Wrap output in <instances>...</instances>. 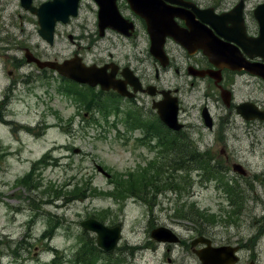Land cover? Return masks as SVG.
Instances as JSON below:
<instances>
[{
    "label": "rangeland",
    "instance_id": "rangeland-1",
    "mask_svg": "<svg viewBox=\"0 0 264 264\" xmlns=\"http://www.w3.org/2000/svg\"><path fill=\"white\" fill-rule=\"evenodd\" d=\"M249 1L253 5L258 0ZM82 27L75 20L66 33L78 38L84 34ZM56 38L58 61L77 50L65 35ZM77 42L87 64L108 59L109 51L99 53V49L124 43L116 38L99 41L91 54L85 48L86 39ZM138 45L144 48L143 38ZM126 53L112 52L119 59ZM136 56L143 61L145 49ZM7 70L11 68L0 67V100L10 82ZM160 79L164 88H181L179 122L188 125L182 132L187 143L226 171L209 180L187 158L178 168L175 152L165 151L157 138L141 142L140 129L129 128L124 119L107 115L102 108L94 111L95 121L83 122L75 101L86 100L89 92L77 89V96L62 94L58 78L39 76L28 84L17 81V88L7 95V110L0 112V264H90L82 260L91 264H201L189 245L199 234L198 219L181 217L193 205L208 215L200 228L215 246L237 242L243 246L256 231L264 232V222H257L264 218V123L248 124L232 115L230 123L219 122L210 132L199 112L203 93L213 95L210 83L191 87L187 77L176 76L172 69ZM142 103L144 124L155 126L151 103L147 98ZM207 104L219 121L225 116L220 103L209 99ZM232 163L241 164L247 177L233 173ZM97 167L110 178L99 174ZM157 168L161 169L159 183L166 181L172 187L164 182L159 191L148 187L138 194L140 189L129 183L130 175L153 176L159 173ZM116 182L134 189V194L116 190ZM90 186L86 198L71 195L74 189ZM223 186L234 190L233 196L222 191ZM92 217L107 227H121L114 250L101 251L96 234L80 227V221ZM162 226L174 230L182 242L153 241L151 229ZM242 249L238 264H247L250 257L264 264V239L255 253Z\"/></svg>",
    "mask_w": 264,
    "mask_h": 264
},
{
    "label": "flooded vegetation",
    "instance_id": "flooded-vegetation-1",
    "mask_svg": "<svg viewBox=\"0 0 264 264\" xmlns=\"http://www.w3.org/2000/svg\"><path fill=\"white\" fill-rule=\"evenodd\" d=\"M67 1L0 0V67L3 69L5 67L11 68V70L6 71L10 77V82L1 95L0 112L7 110L9 100L7 95L17 88V81L28 84L39 76H44L46 79L58 78L56 72L52 70L37 68L32 59L49 62L58 61V55L54 49L56 37L65 35L71 45H77V50L62 60L72 58L76 54L82 61H85L81 48L77 44L78 40L86 39L88 45L85 48L91 54L95 53L92 48L96 47L99 41L116 38L118 41L124 42L119 47L110 44V47L106 49H99L97 51L99 53L109 51L108 59H97L91 63L106 70L105 74L108 76L115 72L113 79L124 86L125 95L112 89L101 91L99 87L95 88L93 92L96 94L95 97L100 96L101 101H103L102 104L106 106L104 112L110 113L117 119L122 120L140 113L145 109L144 103H142L144 98L153 104V102L160 101L163 96L162 92H165L166 96L177 98L178 119L180 120L182 114V103L179 99L181 88L177 86L164 88L160 84V76L172 69L176 76L187 77L191 87L202 81L210 83L213 95L210 96L207 92L203 93V102L199 106L200 120L201 111L206 108L214 123L213 129L209 130L210 132H214L215 126L219 122L230 123L232 115L240 117L243 122L248 124L253 121H261L254 119L246 122L242 118L243 115L238 112L243 111L249 115V109L264 111V76H258L246 69L248 65L264 71L263 28H260V19L254 15L256 9L264 5V0H258L253 5L250 4L249 0H178L176 3L165 2V6L169 10L176 11L178 14L172 18L174 28L177 26L181 31L188 32L190 29L183 18H191L194 22L196 21L190 23L195 29H198L196 25H201L207 34V39H205L204 36L195 31L192 38L196 45H204L210 39L214 45L224 46L227 49L226 53H228L226 63L230 65L224 66L222 62L211 63L201 48H197L188 54L181 44L176 43L172 37L166 36L163 40V51L168 62L165 67L158 59L150 55V37L147 34L146 22L132 10L129 0H77L76 17L66 23L61 20H54L52 14L63 11V8L68 4ZM204 10H206L205 13ZM172 14L174 15V13ZM200 14L202 15L200 16ZM39 15H51L50 19L53 21L54 29L53 42L50 44L39 35ZM216 16H222V19L220 20ZM164 17L167 15L165 14ZM75 20H80L83 25L82 29H85L84 34L78 38L66 33V29L70 28L71 23ZM213 26H219L222 37L217 34ZM70 37L72 41H70ZM142 38L145 45L142 48L145 49L143 61L136 56L143 51L138 45ZM113 51L128 53L119 59L112 54ZM141 65L144 67L141 68ZM199 72L205 74L200 77ZM151 92L155 94L153 97L150 95ZM223 94L224 97L229 95V101L226 103ZM209 99L220 103L221 108L219 110L225 112V116L220 121L218 116L211 112L207 104ZM85 106L87 110L81 112L79 117L83 122H88L94 118V111H99L94 105H91V102ZM201 123L204 124L202 120ZM183 125L188 127L187 124ZM221 152L227 161L225 149ZM257 222L259 224L264 222V218L257 220ZM262 239H264V232L258 230L250 238L244 240L245 245H237L239 249L245 247L250 252L253 250L255 253ZM249 260L254 264L257 262L256 258L251 259L250 257Z\"/></svg>",
    "mask_w": 264,
    "mask_h": 264
},
{
    "label": "water",
    "instance_id": "water-1",
    "mask_svg": "<svg viewBox=\"0 0 264 264\" xmlns=\"http://www.w3.org/2000/svg\"><path fill=\"white\" fill-rule=\"evenodd\" d=\"M131 3V8L136 11V13L144 19L147 26V34L150 37V53L153 57H156L160 61H164L163 65L166 66V56L163 53V40L166 36H170L174 39V41L182 45V47L188 52V54L195 51L197 48H201L203 50V54H205L211 63L222 62L224 66H230L226 63L228 58L227 49L221 45H214L210 42V39L207 40L204 45H196L195 40L192 36L197 31L201 36H204L207 39V34L205 28L201 25H196L198 29L190 23L194 22L191 18H183L186 20V25L189 27V31H181L177 28H174L172 21L173 16L178 15L176 11L169 10L168 7L165 6V2L162 0H129ZM170 3H176L178 0H166ZM67 6L63 8V11H60L58 14H52L54 16V20H62L67 22L68 16L76 15L75 7L77 5V0H68ZM144 5V6H143ZM146 6V7H145ZM61 9V8H60ZM59 9V10H60ZM151 10V11H150ZM174 13V15L172 14ZM165 14L167 17H164ZM171 15V16H170ZM255 17H258L260 22V28L262 29V36H264V5L263 7L257 8L255 13ZM261 15V16H260ZM45 16H48L47 18ZM201 16V14H200ZM51 15H39V25L40 30L39 34L42 38L47 40L49 43L52 40V32H53V21L50 19ZM218 19H222V17H217ZM191 19V20H190ZM220 19V20H221ZM262 19V20H261ZM205 22H209L207 20H203ZM196 22V21H195ZM194 22V23H195ZM198 24V23H197ZM214 30L221 36L222 32L219 31V26H213ZM209 35V34H208ZM213 36V35H212ZM222 37V36H221ZM212 39V38H211ZM216 44V43H215ZM196 45V46H195ZM196 47V48H195ZM37 66L40 68L47 67L49 69H53L58 72L62 77H66L73 82H77L80 84H88L90 87L100 86L102 90L114 89L118 93H122V85L118 84L116 81L112 79L113 74L109 76L105 75L104 70L95 66H86L84 65L78 57H73V59L65 60L62 63H57L54 61L50 62H41L35 61ZM223 66V67H224ZM246 69L250 70L253 74L264 76V71L254 69L253 67H249L247 65ZM205 73L199 72L198 75L201 77ZM154 93L152 92L151 95ZM224 97V94H223ZM226 98L224 102H228L229 95L224 97ZM154 110H156V114H158L161 122L166 125L168 128L174 131H180L183 128V125L178 124L177 122V102L175 98H167L164 95L162 101L157 102L152 106ZM242 115H244L245 120L249 119H264V113H259L258 111H252L249 115H246L243 111H240ZM203 118L204 123L206 124L208 129H212L213 123L206 112L203 109ZM78 151V150H77ZM76 151V153H77ZM232 169L234 172H237L239 175H245V171L241 166L233 164ZM97 171L100 174H103L107 178H109V174H106L102 167H97ZM80 226L88 232L96 233V244L103 251H111L116 247V241L120 236V227L115 226L113 228H108L107 226L101 224L99 221L95 219H87L83 220L80 223ZM150 236L153 240L158 243H179L180 240L177 236L169 229L165 227H159L152 229ZM204 245L202 248L195 250L194 248L198 245ZM191 251L196 255L197 259L201 264H235L238 262V258L235 253L238 251V247H229V246H220V248H214L211 246V242L208 239H204L203 237H197L191 242Z\"/></svg>",
    "mask_w": 264,
    "mask_h": 264
},
{
    "label": "trees",
    "instance_id": "trees-1",
    "mask_svg": "<svg viewBox=\"0 0 264 264\" xmlns=\"http://www.w3.org/2000/svg\"><path fill=\"white\" fill-rule=\"evenodd\" d=\"M129 124H130L129 126L132 129H134V127H137V126H142V123H141L139 118H135L134 120L130 121ZM160 131H162V129H160L159 132ZM148 133L149 132L146 133L147 136H148ZM175 135H177V134H175ZM187 142L188 141L186 138H184V137L179 138L177 136L174 137V135H173V137H169V138L168 137H165V138L162 137L159 144L162 146V148L165 151H169V152H170V150L174 151V152H176L178 157H180V158H178L180 160V163L177 162L175 164L178 168H180L179 165L182 167V162H184L183 157H188V155H191V158L187 159V162L195 163V165L199 169L203 170L206 173V177L216 179V176L221 171H223V168L219 167L218 162L216 164L213 163L212 158L207 159V158H204L203 155L198 154L196 149H193V147L188 145ZM160 171H161V169H160ZM160 171L157 168L156 172H159V173L155 174L153 176H148V177L140 176V177L135 178L133 175H130L131 177L129 179V183L134 185L135 189H137V188L140 189V192H138V194L139 193L144 194L143 190L148 188V187L151 189L157 188V191H159L160 187L164 184V182H165L164 186H170V188H171L173 184L167 183L166 181L162 182V184L159 183V176L161 175ZM144 173H146V172H144ZM24 180H28L27 177H25ZM114 185L117 186L116 190H120V192H123L124 194L125 193H129L130 195L134 194V192L132 191L134 189L130 190L126 187L124 188L123 185L119 184L118 182H116ZM90 189H91V186L90 187H82L81 191H79V189H74V190H72L71 195L73 196V198H79V197L86 198L87 197L86 195L90 191ZM146 195H147V193L145 192V196ZM153 197H155V195H153ZM146 198H147V196H146ZM189 216H194L195 218H197L198 219V225L202 228V226L206 222L205 217L208 215H206L204 213V211H201V210L197 209L196 207L194 208V205H193L187 211H184V213L182 214L181 217L184 219V218H190ZM200 227H199V234H207L204 231H202V229ZM82 257H84V256L82 255ZM81 262L91 264V262H87L85 260H82Z\"/></svg>",
    "mask_w": 264,
    "mask_h": 264
}]
</instances>
